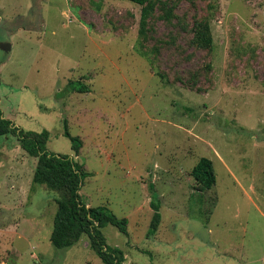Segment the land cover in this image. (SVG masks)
Listing matches in <instances>:
<instances>
[{"label": "rangeland", "instance_id": "1", "mask_svg": "<svg viewBox=\"0 0 264 264\" xmlns=\"http://www.w3.org/2000/svg\"><path fill=\"white\" fill-rule=\"evenodd\" d=\"M166 1L175 18L155 12L141 40L125 0H0V111L83 167V203L128 220L102 229L124 264H264V0ZM204 15L210 51L190 44ZM202 157L210 193L190 176ZM36 161L0 136V264H102L86 237L52 246L58 193L32 187Z\"/></svg>", "mask_w": 264, "mask_h": 264}, {"label": "trees", "instance_id": "2", "mask_svg": "<svg viewBox=\"0 0 264 264\" xmlns=\"http://www.w3.org/2000/svg\"><path fill=\"white\" fill-rule=\"evenodd\" d=\"M141 7L138 35L141 40H146L149 20L155 12L165 22L171 23L174 7L166 0H125ZM210 18L207 15L194 17L190 29V44L198 50L210 51L213 38L210 28ZM80 85V84H79ZM88 86L82 85L75 88L76 93L88 92ZM0 136L15 137L20 148L30 157L36 158V165L31 185L45 186L47 190L58 193L55 200L57 211L53 219V228L50 242L55 249L65 250L74 246L82 237L89 241L90 250L102 264H124L125 254L119 248L109 247L102 229L111 225L122 234H127L128 220L118 218L106 207H88L82 202L80 189L83 180L88 176L83 167L75 162L73 157L51 153L47 150L50 134L47 130L41 132L24 131L17 128L11 120L5 119L0 111ZM65 136L71 142V150L78 156L82 148L79 137L71 136L65 126ZM195 183V190L199 193H210L216 183V175L212 161L202 157L193 166L190 172ZM150 191V207L153 211L148 235L157 232L161 214L160 205L155 194L153 184L148 185ZM217 198L214 199V204ZM213 204V207H214ZM212 210L209 213L211 215Z\"/></svg>", "mask_w": 264, "mask_h": 264}, {"label": "water", "instance_id": "3", "mask_svg": "<svg viewBox=\"0 0 264 264\" xmlns=\"http://www.w3.org/2000/svg\"><path fill=\"white\" fill-rule=\"evenodd\" d=\"M0 48L1 50L6 51V52L10 50V46L8 44H1Z\"/></svg>", "mask_w": 264, "mask_h": 264}]
</instances>
